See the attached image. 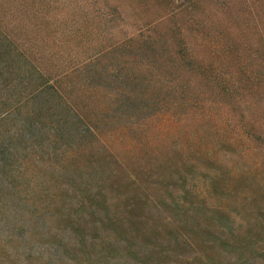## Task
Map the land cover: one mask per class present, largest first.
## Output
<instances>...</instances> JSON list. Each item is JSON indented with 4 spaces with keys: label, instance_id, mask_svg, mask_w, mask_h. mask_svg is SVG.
Returning a JSON list of instances; mask_svg holds the SVG:
<instances>
[{
    "label": "rangeland",
    "instance_id": "374dc122",
    "mask_svg": "<svg viewBox=\"0 0 264 264\" xmlns=\"http://www.w3.org/2000/svg\"><path fill=\"white\" fill-rule=\"evenodd\" d=\"M176 28L202 71L180 70L188 106L118 107L117 87H153L149 66L162 63L146 37ZM262 74L264 0H0V138L11 145V160L0 157V264H264ZM204 75L232 80V97ZM48 78L68 103L89 99L83 111L117 162L106 173L110 154L78 156L76 126L61 138L50 113L63 106L40 89ZM18 125L37 142L10 139ZM96 173L133 183L118 196L94 188Z\"/></svg>",
    "mask_w": 264,
    "mask_h": 264
},
{
    "label": "trees",
    "instance_id": "16d2710c",
    "mask_svg": "<svg viewBox=\"0 0 264 264\" xmlns=\"http://www.w3.org/2000/svg\"><path fill=\"white\" fill-rule=\"evenodd\" d=\"M221 5H225L224 3H222ZM226 7V5H225ZM147 45L148 47L145 48L147 51H152L153 47L158 48L157 51L155 53H152V56H156L157 60L159 61V63L161 62V65L158 66H153L152 64L149 66L150 69H152V72L154 75H152L150 78L144 80L146 81V83H154L152 89H148V88H141L139 87L136 90H130V89H122L120 87L116 88V91L113 93V96H117L119 98V100H117L118 103V107L123 108L125 111L128 109L129 106H135V104L137 103L138 107H143V110H148L149 108H152L151 110H155L157 108H166V113H171V110L174 107H180V108H185L188 106V103H190V99L188 97V86L187 84H185L184 80L186 79L185 76L181 75L180 70H183L184 66H187L189 68H191L192 70L196 71L197 73H201L202 71L200 70V67L198 66V68H194L195 64L197 63V59L198 57L195 56L192 53V50L190 49L186 38L184 37V33L183 31H181V29L176 28V30L172 31L171 33H168L166 35V37H162L161 35H153V36H147L146 39L144 40L142 46ZM203 69V67H201ZM121 71L119 70L116 73V81L118 82V84L120 85L121 83H124V81L122 80V76L119 74ZM264 74L261 75V77ZM157 77L159 80H162V82L159 81H155L154 77ZM205 77H203L204 81H208L209 83L214 84V94L217 97H220L221 100L225 101L224 97H229L231 98L232 95L234 94L233 89H235V84L233 82L232 84V80H226L224 77L222 79H219L217 76L214 77H210V75H204ZM46 80V79H45ZM129 80V77H128ZM132 81L135 82V79H133ZM50 82V79L48 78V80L45 82V87H41V91L42 90H46V91H50V95L47 96V99H59L60 103L62 104L63 108L60 106V103L58 101V106L61 107V109H57V111H54L55 109L51 110L50 114H53L57 119H59L57 121V125L59 126V130L61 131V138H64V136L66 138H70V135L68 133V131H66L68 129V125H71V127L73 128V126L77 128V131H80L82 134H84V137L81 139V141L78 143V151L77 154L78 156H83V157H87L88 158V163H91V158L95 157L97 152H101L104 151V153H108L112 156V154L109 152L108 147H106L105 143L101 140L102 136H104V134L102 133V131H100V129L97 128V126L95 125V123H91L92 122H101L98 119H92L91 117H89L90 115L87 113H85L83 110L88 109V98L85 97H81V96H75V98H72L70 100V103H68L69 98L66 97L63 92L55 85V81ZM157 83V84H156ZM43 85V84H42ZM148 99H151V102H146L148 101ZM10 100V99H9ZM49 102V101H46ZM226 102V101H225ZM11 107H9V110L14 111V112H18V110H21L23 108V106H20L19 103L18 104H10ZM20 106V107H19ZM115 107V108H118ZM211 108V107H210ZM71 112L73 117H71L74 121H72L71 119V124L68 123V118H69V113L67 111ZM119 110V108L117 109ZM185 111L187 109H184ZM10 111V112H11ZM10 112H7L10 113ZM137 112V111H136ZM143 111H139V113H142ZM159 113V112H157ZM31 114L35 115L34 111L32 110ZM172 114V113H171ZM155 115V114H154ZM153 115V116H154ZM151 116V115H150ZM149 116V117H150ZM170 116V114H169ZM116 118H118L117 116H115ZM88 118L90 121H88ZM135 118L133 116L129 117V120ZM103 120V119H102ZM104 122V121H102ZM27 126V125H25ZM19 127V125L17 126ZM33 125L30 124V126L26 127L28 128L30 131L33 130ZM24 125H21V128H17L14 136H10V132L8 137L14 141H22V140H30L32 142L36 141L33 135H30V131H25L24 130ZM27 133V134H26ZM22 134H26V139L23 138ZM86 136H90V138L93 137V140L95 141V143H93V147H95V150H87V143L85 142ZM58 138V136H56ZM82 137V136H81ZM5 138V137H3ZM8 138V139H9ZM37 142V141H36ZM96 142H102L103 146H97ZM10 147L11 145L8 142L3 141L0 138V157H5L9 160L10 159ZM87 151H90V154L92 155V157L86 156L85 154H88ZM85 153V154H84ZM65 155H69V156H73L76 155L75 152L73 151H65L64 152ZM110 156V157H111ZM96 158H100L98 155L96 156ZM96 161L94 160V163ZM120 162V161H119ZM118 162V164L120 165V163ZM89 163V164H90ZM115 163L117 164V162H115V159H113V156L111 159H108L107 162V169H103V172L106 173V171L109 170V166L111 165H115ZM2 167V165H0ZM91 169V167H89ZM117 172V170H116ZM115 172V173H116ZM93 178H95V186L94 188L97 189H107L109 191H111L114 194H117L118 196H122L123 194H127L126 190L128 191V188L130 186H132L131 183L128 184H114V182H112L109 185V181L111 179L108 180L109 176L106 174L100 175L99 173H96L95 176H93ZM108 184V185H107ZM145 184V183H144ZM143 184V185H144ZM113 187H112V186ZM146 188V187H145ZM138 189H142V188H138ZM102 192V191H101ZM120 192V193H117ZM89 196V195H88ZM102 202L104 203H113V200L109 197H102ZM89 201L91 202H96L98 203L99 201H95L94 199H89ZM132 201V200H129ZM128 201V202H129ZM136 206V205H134ZM136 210V209H133ZM122 221L126 224V222H129V220H127L126 218H122ZM115 223V222H114ZM130 223V222H129ZM127 223V224H129ZM128 234L129 232V228L127 230ZM137 238V236H135ZM133 237L136 241V238ZM133 240V239H132ZM192 245V244H191ZM139 246V245H135ZM142 246V245H141Z\"/></svg>",
    "mask_w": 264,
    "mask_h": 264
}]
</instances>
